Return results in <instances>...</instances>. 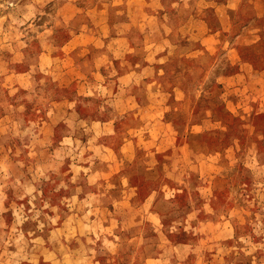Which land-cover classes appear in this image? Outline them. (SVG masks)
Segmentation results:
<instances>
[{"label": "rangeland", "instance_id": "374dc122", "mask_svg": "<svg viewBox=\"0 0 264 264\" xmlns=\"http://www.w3.org/2000/svg\"><path fill=\"white\" fill-rule=\"evenodd\" d=\"M0 264H264V0H0Z\"/></svg>", "mask_w": 264, "mask_h": 264}]
</instances>
